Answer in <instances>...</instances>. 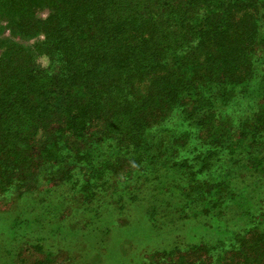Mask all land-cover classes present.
Segmentation results:
<instances>
[{"label":"trees","instance_id":"obj_1","mask_svg":"<svg viewBox=\"0 0 264 264\" xmlns=\"http://www.w3.org/2000/svg\"><path fill=\"white\" fill-rule=\"evenodd\" d=\"M3 30L0 264H93L138 213L169 243L120 264H264V0H0Z\"/></svg>","mask_w":264,"mask_h":264},{"label":"rangeland","instance_id":"obj_2","mask_svg":"<svg viewBox=\"0 0 264 264\" xmlns=\"http://www.w3.org/2000/svg\"><path fill=\"white\" fill-rule=\"evenodd\" d=\"M3 35L1 39L11 40V34L8 31L3 30ZM11 37V38H10ZM19 42L21 40H18ZM25 45L32 44V41L25 40L23 41ZM40 63L43 66L48 65V60L43 57L40 59ZM10 204L0 201V208L2 210L9 209ZM133 221L132 227H124L120 230H115L113 237L111 238V243L104 251H101V254H98L96 251V256L94 252L89 250L81 254L82 261H88L89 259L94 258L96 262L93 264H120L124 259L130 258H139V253L143 255V252L148 254L150 250L154 248H164L169 243L167 234L161 233L162 231H156L150 228L147 221H145L144 213H138ZM27 248L24 251V261L26 263L37 264L39 262H44L45 264H68L66 257L57 256L53 258L52 262H47L46 258L39 250L34 247L26 246ZM146 253L144 255H146Z\"/></svg>","mask_w":264,"mask_h":264}]
</instances>
